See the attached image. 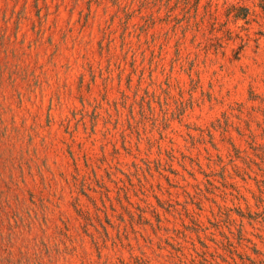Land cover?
Returning <instances> with one entry per match:
<instances>
[{
  "label": "rangeland",
  "instance_id": "1",
  "mask_svg": "<svg viewBox=\"0 0 264 264\" xmlns=\"http://www.w3.org/2000/svg\"><path fill=\"white\" fill-rule=\"evenodd\" d=\"M236 104L264 110V0H0V264L176 262L152 227Z\"/></svg>",
  "mask_w": 264,
  "mask_h": 264
},
{
  "label": "trees",
  "instance_id": "2",
  "mask_svg": "<svg viewBox=\"0 0 264 264\" xmlns=\"http://www.w3.org/2000/svg\"><path fill=\"white\" fill-rule=\"evenodd\" d=\"M235 111L238 115H233ZM258 111L261 120L256 115ZM231 118L238 121L236 125ZM217 130L218 143L228 145L225 154L214 142L213 131ZM232 130L243 142L242 146L234 144ZM200 133V143L205 144V134L210 148H203L204 169L200 155L188 158L203 176V181L194 185L193 194L186 192L195 209L184 208V214L179 217L180 228L164 227L165 219L158 214L156 224L151 227L169 235L170 242H166L173 251L172 259H176L170 264H264V238L258 237L263 244L259 249L244 226L245 220H257L259 210L264 214V110L253 107L244 114L242 104L230 106L210 129ZM253 208L257 212L251 213ZM204 213H207L206 222L202 220ZM188 242L193 253L186 255Z\"/></svg>",
  "mask_w": 264,
  "mask_h": 264
}]
</instances>
